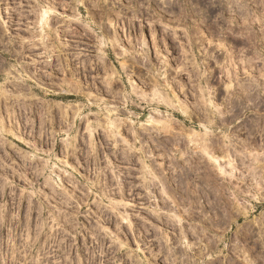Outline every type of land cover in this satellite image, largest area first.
<instances>
[{
    "label": "rangeland",
    "instance_id": "1",
    "mask_svg": "<svg viewBox=\"0 0 264 264\" xmlns=\"http://www.w3.org/2000/svg\"><path fill=\"white\" fill-rule=\"evenodd\" d=\"M0 264H264V0H0Z\"/></svg>",
    "mask_w": 264,
    "mask_h": 264
},
{
    "label": "bare ground",
    "instance_id": "2",
    "mask_svg": "<svg viewBox=\"0 0 264 264\" xmlns=\"http://www.w3.org/2000/svg\"><path fill=\"white\" fill-rule=\"evenodd\" d=\"M49 14H50L49 11H46V10L44 11V10H43V11L40 13V20H41V21H46V19H48V18L50 17ZM248 90H249V89H248ZM250 91H251V90H250ZM250 91H249V92H250ZM155 92L158 93L157 90H156ZM244 92H245V91H244ZM244 94H245V93H244ZM246 95H247V93H246ZM250 96H251V95H250ZM254 96H255V95H254ZM255 97H256V96H255ZM250 98H252V97H250ZM250 98H249V99H250ZM256 98H257V97H256ZM244 101H245V100H244ZM246 101H247V100H246ZM255 101H256V100H255ZM250 102H251V101H250ZM252 102L254 103V98H253V101H252ZM207 104H208L209 106L215 107V106L213 105V102H211V100L207 101ZM241 105H243V104H241ZM236 109H237V108H236ZM240 109H241V108H240ZM208 110H209V109H208ZM207 113H208V112H207ZM211 113H212V112H211ZM211 113H209V114H211ZM216 113H217V112H216ZM211 115H213V114H211ZM211 115H210V116H211ZM207 120H208V119H207ZM208 122H209V124H210V119H209ZM208 122H207V123H208ZM222 122H223V121H222ZM222 122H221V123H222ZM211 123H212V120H211ZM209 124H208V125H209ZM225 124H226V123H225ZM210 126H211V125H210ZM207 127H208V126H207ZM211 127H213V126H211ZM204 129H205V128H204ZM206 130H207V129H206ZM208 130H209V129H208ZM210 130H211V129H210ZM210 133H211V132H210ZM210 133H208V134H210ZM198 137H199V138H198ZM205 137H206V136H205ZM207 138H208V135H207ZM201 140H202V137H201L200 135H197V141H199L198 143H201V142H202ZM206 140H207V139H206ZM211 140H212V139H211ZM192 141H193V140H190V142H192ZM204 141H205V140H204ZM206 142H207V141H206ZM206 142H202V144H205ZM211 142H212V141H211ZM210 144H212V143H210ZM212 145H214V144H212ZM197 146H198V144H197ZM216 146H217V144H216ZM199 147H200V144H199ZM199 147H198V148H199ZM205 147H206V146H203V145H202V148H203V149L200 147V148L202 149L201 151H203V153L206 154L207 158H208L210 161L212 160L211 163L213 162V163H215V164H218V161H217L214 157L211 156L212 153L209 152V151H207L208 149L205 148ZM212 148H213V147H212ZM213 150H214V148H213ZM197 153H198V152H197ZM203 153H200V154L203 155ZM210 153H211V155H210ZM202 155H201V156H202ZM206 156H204V157H206ZM207 158H206V159H207ZM258 158H259V157H258ZM198 159H200V158H198ZM203 160H205V159L203 158ZM203 160H202V161H203ZM209 160H208V161H209ZM257 160H258V159H257ZM200 162H201V161H200ZM205 163H206V162H205ZM207 163H208V162H207ZM213 163H212V164H213ZM206 165H208V164H206ZM212 166H213V165H212ZM204 167H205V165H204ZM204 167H202V168H204ZM210 167H211V166H210ZM219 167H220V165H219ZM204 169H205V168H204ZM207 169H209V168L207 167ZM221 169H222V168H221ZM222 170H223V169H222ZM203 171H204V170H203ZM208 171H210V170H208ZM211 171H212V170H211ZM206 172H207V171H206ZM214 172H215V171H214ZM223 172H224V174H226L224 170H223ZM212 173H213V172H212ZM213 174H214V173H213ZM206 175H207V174H205V176H203V177H207V178H209V177H208V176H209V173H208L207 176H206ZM212 176L214 177V175H212ZM216 176H217V175H216ZM216 178H217V177H216ZM253 178H254V177H253ZM205 179H206V178H204L203 180H205ZM209 179H210V178H209ZM201 180H202V179H201ZM203 180H202V181H203ZM207 181H208V179L205 180L206 183H208ZM209 181H210V180H209ZM205 182H204V183H205ZM208 184H209V183H208ZM209 190H210V189H209Z\"/></svg>",
    "mask_w": 264,
    "mask_h": 264
}]
</instances>
